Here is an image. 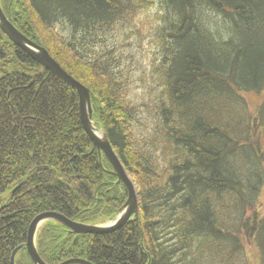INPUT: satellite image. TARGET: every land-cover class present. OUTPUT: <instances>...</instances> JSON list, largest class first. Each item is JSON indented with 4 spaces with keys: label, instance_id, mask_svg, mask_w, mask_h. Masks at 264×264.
<instances>
[{
    "label": "trees",
    "instance_id": "trees-1",
    "mask_svg": "<svg viewBox=\"0 0 264 264\" xmlns=\"http://www.w3.org/2000/svg\"><path fill=\"white\" fill-rule=\"evenodd\" d=\"M0 5L89 89L91 120L139 192L137 214L110 232L46 221L35 238L44 262L264 264V0ZM155 5L154 67L165 98L145 141L111 30ZM247 93H263L254 111ZM116 180L81 124L75 90L0 30V264L21 244L14 264H33L24 243L41 211L83 223L115 215L127 197Z\"/></svg>",
    "mask_w": 264,
    "mask_h": 264
},
{
    "label": "water",
    "instance_id": "water-1",
    "mask_svg": "<svg viewBox=\"0 0 264 264\" xmlns=\"http://www.w3.org/2000/svg\"><path fill=\"white\" fill-rule=\"evenodd\" d=\"M0 30L17 46L25 50L29 55L39 60L40 63L46 67L49 71L55 74L57 77L62 79L64 82L69 84L76 92L78 99V110L81 124L91 139L92 143L95 145L97 150L102 152L107 158L109 163L113 168V173L116 175V182H122L127 191V197L123 205L119 208L118 215H113L103 223H83L66 217L65 215L53 211L45 210L37 213L31 219L28 224L26 231V240L24 246L33 264H48L44 262L39 256L36 246L35 238L37 232L41 226L48 220L56 221L63 226H65L69 231L74 233H106L116 228L124 225L132 216L137 214L138 208V191L133 182V179L128 175L127 171L124 169L123 164L119 160L114 149L108 142L104 132L99 127H96V123L91 120L92 108L90 104V92L89 89L80 83L77 79L67 73L57 61L47 52V50L37 45L36 42L29 39L23 33H21L13 23L5 16L4 12L0 6ZM95 124L97 129H100L102 136L98 137L95 135L93 130L96 128H91V124ZM136 190V192H135ZM22 246L19 245L15 247L10 255V262L14 264V254ZM70 263H80V264H93L82 258H67L57 264H70Z\"/></svg>",
    "mask_w": 264,
    "mask_h": 264
},
{
    "label": "rangeland",
    "instance_id": "rangeland-1",
    "mask_svg": "<svg viewBox=\"0 0 264 264\" xmlns=\"http://www.w3.org/2000/svg\"><path fill=\"white\" fill-rule=\"evenodd\" d=\"M157 14H160V10L158 5H155L138 12L130 23L117 24L111 30V35L113 34L111 43L124 55L120 64L129 81L125 88L126 97L135 107L137 106L135 111L137 123L134 128L139 136L145 137V141L153 133V126L157 122L156 103L165 98L161 85L163 82L158 83L160 73L154 67L158 57L153 42L155 35L152 26L155 27L161 22L155 20L154 16ZM243 95L247 97L248 104L254 111L263 93Z\"/></svg>",
    "mask_w": 264,
    "mask_h": 264
},
{
    "label": "bare ground",
    "instance_id": "bare-ground-1",
    "mask_svg": "<svg viewBox=\"0 0 264 264\" xmlns=\"http://www.w3.org/2000/svg\"><path fill=\"white\" fill-rule=\"evenodd\" d=\"M35 42V41H34ZM37 43V42H36ZM37 45H40V46H42V47H44L43 45H41L40 43H37ZM47 50V49H46ZM48 52V51H47ZM49 53V52H48ZM30 57L32 58V59H34L37 63H39V64H41L40 63V61L39 60H37V59H35L34 57H32L31 55H30ZM42 65V64H41ZM43 66V65H42ZM44 67V66H43ZM44 68H46V67H44ZM47 69V68H46ZM91 128H96L95 127V124L93 123V124H91ZM101 129V128H100ZM100 129H97L96 128V130H93L94 131V133H95V135L96 136H98V137H100V136H102L101 134V130ZM135 184V183H134ZM136 186V185H135ZM137 188V187H136ZM137 191H138V189H136ZM136 190H135V192H136ZM138 203H139V192H138ZM118 213H119V209H118V211H116L115 212V215H118Z\"/></svg>",
    "mask_w": 264,
    "mask_h": 264
}]
</instances>
